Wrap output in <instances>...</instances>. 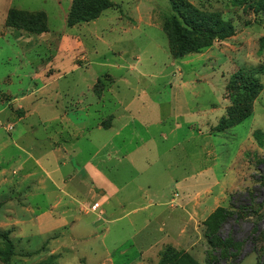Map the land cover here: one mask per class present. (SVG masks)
I'll list each match as a JSON object with an SVG mask.
<instances>
[{"label":"rangeland","instance_id":"1","mask_svg":"<svg viewBox=\"0 0 264 264\" xmlns=\"http://www.w3.org/2000/svg\"><path fill=\"white\" fill-rule=\"evenodd\" d=\"M59 1L61 6L55 0H14V4L25 10H46L51 29L60 32L71 0ZM111 2L113 6L95 23L77 24L82 26L77 28L78 34L87 46L89 60L95 66L101 63L105 66L91 91L101 101L110 100L113 95L117 98L118 92L119 99L129 102L133 92L139 88H147L154 96L158 91L182 89L186 91L184 98L188 105L192 106L196 100L201 113L194 117L197 119L202 115L204 172L198 177L202 182L201 209H196L195 220H189L177 243H164L142 257H138L137 250L131 247L127 234H119L116 229L107 242L121 245V248L114 251L113 257H105L104 251L95 247V238H89L88 231L89 222L96 224L102 220L99 204L98 207L92 205L90 209L89 204L82 208L76 225L73 211L66 207L52 209L47 193L42 198L44 204L38 203L37 197L41 195L36 191L42 179L41 168L33 162L20 160L14 142L18 120L24 117L25 112L16 109L10 103L11 96L0 89V232L8 237L11 244L0 238V264H127L131 261L134 264H208L210 249L204 234L205 222L219 208L231 211L240 205H249V192L253 191V202L262 203L263 207L259 210L252 206L249 215L241 212L243 220L232 218L223 225V238L231 237L243 244L236 257L218 264H257L254 248L264 246V242L255 244L252 241L257 236L253 229L255 224L264 232V218L260 219L264 214V187L257 183L264 173V0H185L201 15L221 21L224 26L231 25L233 32L211 37L192 36L190 46L198 52L188 53L179 59L170 49L171 35L174 36L170 19L174 12L169 0ZM36 13L42 15L43 12ZM43 21L40 16L38 22ZM165 23L168 29L164 27ZM36 26L39 28L41 24ZM206 45L209 46L199 49ZM136 59H140L137 68L148 76L138 79V84L131 81L132 86H128L124 83V70L117 66L123 64L125 67V62ZM10 66L0 65V71ZM178 68L182 69V74ZM247 79L253 80L260 88L252 95L256 97L250 102L252 115L242 124L224 130L217 140L216 137L209 139L208 133L213 128L208 125L215 127L220 123L226 115L225 105H235V94H240L239 91L245 88L243 84ZM212 107L215 109L211 110ZM91 116L106 129L117 127V106L113 109L102 107ZM77 120L79 118H73L71 122L76 123ZM8 122L13 123L11 128H7ZM132 130L130 127L127 132ZM213 134L216 135L215 132ZM242 143L244 145L239 149ZM190 146L185 142L186 149ZM170 149L171 143L159 141V144H148L137 154H148L150 163L154 161V167L159 168L165 162L159 161L158 155ZM206 149L213 152L212 168L211 161L204 155ZM236 152L238 180L231 185L233 179L226 174L225 168ZM177 155L181 157L180 149ZM177 176L179 180H185L176 185L178 189H188L193 182L191 169L182 158ZM166 179L171 183L170 177L160 182L152 181H155L156 188H164ZM167 210H159L162 221L169 215ZM161 237L157 232L153 234V243H159ZM91 246L95 249H90ZM123 249L128 250L127 256L120 255ZM261 256L264 261V253Z\"/></svg>","mask_w":264,"mask_h":264},{"label":"crops","instance_id":"2","mask_svg":"<svg viewBox=\"0 0 264 264\" xmlns=\"http://www.w3.org/2000/svg\"><path fill=\"white\" fill-rule=\"evenodd\" d=\"M55 3L61 6L59 0ZM13 9L43 12L46 29L36 31L9 25L8 15ZM68 12L58 32L51 29L46 10H25L16 7L14 0H0V65H12L0 71V89L11 96L10 103L16 109L25 112L18 120L14 146L20 160L41 168L42 179L36 191L41 195L37 197L38 203L44 204L42 198L47 193L50 207L70 208L76 225L82 208L99 204L102 220L88 223L89 238L97 241L95 247L104 251L105 257H113L121 245L107 240L117 229L119 234H127L131 247L142 257L164 243H177L189 220H195L196 209H201L202 182L198 177L204 172L202 115L194 117L201 110L196 100L192 106L187 104L186 91L182 89L158 91L154 96L147 88H139L129 102L119 99L118 92L117 98L113 95L110 100L101 101L91 90L105 66L102 63L95 66L89 60L87 46L78 34L77 28L82 26H68ZM139 60L125 62V67L117 66L124 70L123 79L128 86H132L131 81L138 84V79L148 76L137 68ZM177 70L182 72L180 68ZM192 93L196 98L195 92ZM116 106L117 127L106 129L91 116L102 107ZM227 107L228 103L224 109ZM73 118H79L78 122H71ZM130 127L133 130L127 132ZM215 133L209 132V139L217 140L223 132ZM159 141L171 143V149L166 155H158L157 159L165 163L155 168L148 154L137 153ZM185 142L191 144L188 149ZM178 149L182 151L181 157L177 155ZM204 152L212 168L213 152L210 149ZM237 152L225 168L233 179L231 185L238 180ZM181 158L191 169L193 182L188 189L176 186L185 182L177 176ZM166 177H170L171 183L166 179L164 188H156L154 182ZM161 208L168 209L164 221L159 217ZM153 209L157 213H151ZM156 232L162 235L159 243H153L152 235ZM120 255L127 256L128 250H121Z\"/></svg>","mask_w":264,"mask_h":264},{"label":"trees","instance_id":"3","mask_svg":"<svg viewBox=\"0 0 264 264\" xmlns=\"http://www.w3.org/2000/svg\"><path fill=\"white\" fill-rule=\"evenodd\" d=\"M169 2L174 12L170 19L174 33V36L171 35L173 42H171L170 49L176 59H179L188 53L198 52V50H195L192 46H190L189 40L192 36L209 35L211 37L213 35L231 34L233 32L231 25L224 26V23H221V21L211 20L208 17L201 15V13L196 11L193 6L187 4L185 0H169ZM112 6L113 4L111 0H73L71 9L67 16V24L68 26H74L82 23H90L98 19ZM40 16L44 19L42 23L38 22ZM7 23L20 28L42 31L47 27V18L44 13L41 15L36 12L30 13L13 9L8 15ZM38 23L41 24L39 28L36 26ZM167 25L168 24L165 23L164 27L166 29H168ZM209 45H211V43ZM209 45L202 46L199 49L205 48ZM243 86L245 88L239 91L240 94H235L237 99L235 105L227 107L226 115L222 118L220 123L213 128L212 132L221 133L228 128H232L242 123L252 115L253 109L252 105L250 106V102L251 99H256V97H252V95L260 88L257 87L253 80L248 79L244 81ZM236 90L237 89H235V91ZM257 183H259L261 187H264V173H262L259 177ZM253 192H249V205H240L236 210L231 211L226 208H219L211 215L209 220L205 222L204 234L210 249L208 264H218V262L221 261H228L232 257H236L237 253L240 251L243 243L234 241L231 237L223 238L221 230L223 225L232 218H234L235 221L243 220L244 217L241 212L249 215V212L252 210V206H257L259 210L262 209V203L253 202L255 199ZM263 218L264 214L261 215L260 219L262 220ZM253 229L257 236L253 237L252 241L255 244H259L261 242L263 243L264 232L259 230L257 224L254 225ZM0 238L11 245L8 237L1 232ZM254 252L257 255V264H264V261L261 259V255L264 253V246L261 245L260 249L254 248Z\"/></svg>","mask_w":264,"mask_h":264},{"label":"built area","instance_id":"4","mask_svg":"<svg viewBox=\"0 0 264 264\" xmlns=\"http://www.w3.org/2000/svg\"><path fill=\"white\" fill-rule=\"evenodd\" d=\"M11 126H12V124H8V125H7V128H11ZM94 207H98V204H95ZM95 209H96V208H95Z\"/></svg>","mask_w":264,"mask_h":264}]
</instances>
